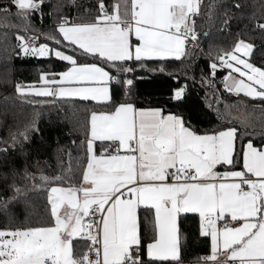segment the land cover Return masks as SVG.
<instances>
[{
    "label": "snow or ice",
    "instance_id": "6c2138e0",
    "mask_svg": "<svg viewBox=\"0 0 264 264\" xmlns=\"http://www.w3.org/2000/svg\"><path fill=\"white\" fill-rule=\"evenodd\" d=\"M45 3L0 5V27L18 29L16 55L66 62L64 71L41 73L38 85L17 83L16 91L78 98L99 108L90 113L78 178L41 174L36 185L35 176L24 170L23 178L34 187L48 186L50 220L0 228V264H184L179 218L189 213L198 214L200 235L210 238L209 253L199 258L203 264H264V133L260 144L249 139L237 151L242 136L234 125L201 131L180 113L114 99L120 90L129 96L133 80L126 74L144 61H183L192 55L199 47L195 18L203 0H97L91 19L75 22L61 14L44 34L45 42L37 44L39 37L29 35L36 31L31 17L38 13L42 22ZM216 7L210 3L203 14L211 16ZM13 16L18 24L11 22ZM258 27L264 30V23ZM8 35L4 31L0 38ZM252 49L240 39L218 50L209 75L227 69L222 78L227 91L264 101V67L250 62ZM186 92L187 84L178 82L170 99L183 103ZM29 131H39L35 122L10 136L12 147L22 148ZM6 189L12 195L0 197V209L7 214L25 189L15 182ZM141 209L154 216L148 240Z\"/></svg>",
    "mask_w": 264,
    "mask_h": 264
},
{
    "label": "trees",
    "instance_id": "16d2710c",
    "mask_svg": "<svg viewBox=\"0 0 264 264\" xmlns=\"http://www.w3.org/2000/svg\"><path fill=\"white\" fill-rule=\"evenodd\" d=\"M5 2L0 0V5ZM111 2L105 0V3ZM210 3L217 7L211 16H205L203 13L209 10ZM236 4L240 7H234ZM96 5L97 0H75V4L70 0H46L43 21L38 13L33 14L31 20L36 31L29 35L39 37L37 44L45 42L44 34L56 26L59 15H67L75 22L89 20L96 14ZM12 12L16 9L12 8ZM201 13L195 18L197 31L201 33L199 47L191 49L189 58L144 61V66L138 65L135 72L126 74V78L133 80L129 96L120 90L114 99L128 98L138 108L162 107L166 112L180 113L201 131L234 125L242 136L237 141V151L249 139L260 144L264 133V101L228 93L222 79L226 70H218L213 78L209 75V65L218 50L229 49L243 39L253 45L250 62L264 67V30L258 27L264 23V0H203ZM10 20L19 23L14 16ZM4 31L9 35L6 40L0 38V149L7 151H0V197L12 195L6 186L13 182L25 192L19 202L9 205V213L0 209V228L45 225L50 220L48 186L34 187L32 180L23 178L24 170L35 176L36 185L41 184V174L78 178L84 167L82 141L88 133L90 113L99 106L75 98L54 100L18 93L17 83L36 84L41 73L64 71L66 62L54 57L39 58L22 53L18 56L14 35L18 29L0 27V33ZM204 32L208 34L203 35ZM161 67L165 70L159 71ZM178 82L187 84L184 102L180 104L170 99ZM31 122H35L39 131H29V139L23 142L22 148L12 147L10 136L24 131ZM78 182V179L72 181ZM140 217L141 229L148 240L153 235L154 216L141 209ZM179 228L184 264H202L199 258L209 253L210 238L200 235L198 214H181Z\"/></svg>",
    "mask_w": 264,
    "mask_h": 264
},
{
    "label": "crops",
    "instance_id": "0c3cea01",
    "mask_svg": "<svg viewBox=\"0 0 264 264\" xmlns=\"http://www.w3.org/2000/svg\"><path fill=\"white\" fill-rule=\"evenodd\" d=\"M253 51V50H252ZM251 56V55H250ZM169 59H174V58H169ZM249 59H250V57H249ZM153 60H157V59H153ZM226 70V74H227V69H225ZM234 75H238V74H235L234 73ZM39 83V82H38ZM38 83H36L37 85H38ZM224 84V83H223ZM31 85H33V84H31ZM27 86H29V85H27ZM27 86H25V87H27ZM224 86V85H223ZM225 88V87H224ZM228 93H231V94H234V95H237V94H235V93H232V92H229L228 91ZM239 95H244L243 93H241V94H239ZM33 96V95H32ZM35 96V95H34ZM75 99H78V98H75ZM97 143H99V142H97ZM218 168H220L219 166H218ZM220 171H224V170H220ZM190 214V213H189ZM193 214H195V213H193ZM221 259H223V258H221ZM203 264V263H202Z\"/></svg>",
    "mask_w": 264,
    "mask_h": 264
},
{
    "label": "built area",
    "instance_id": "2783aa9c",
    "mask_svg": "<svg viewBox=\"0 0 264 264\" xmlns=\"http://www.w3.org/2000/svg\"><path fill=\"white\" fill-rule=\"evenodd\" d=\"M218 70H220V69H218ZM218 70H217V71H218ZM217 71H216V72H217Z\"/></svg>",
    "mask_w": 264,
    "mask_h": 264
}]
</instances>
